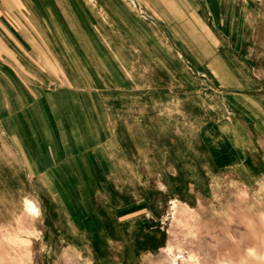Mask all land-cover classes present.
<instances>
[{
	"label": "rangeland",
	"instance_id": "374dc122",
	"mask_svg": "<svg viewBox=\"0 0 264 264\" xmlns=\"http://www.w3.org/2000/svg\"><path fill=\"white\" fill-rule=\"evenodd\" d=\"M231 2L225 20L207 28L194 16L180 32L232 52L204 56L222 70L184 87L185 119L172 81L165 97L145 86L148 73L171 79L164 71H132L137 86L129 71L41 72L37 112L0 122V264H264V0ZM149 88L165 102H146ZM238 102L259 128L244 165L229 167L194 133V112L238 116Z\"/></svg>",
	"mask_w": 264,
	"mask_h": 264
},
{
	"label": "crops",
	"instance_id": "0c3cea01",
	"mask_svg": "<svg viewBox=\"0 0 264 264\" xmlns=\"http://www.w3.org/2000/svg\"><path fill=\"white\" fill-rule=\"evenodd\" d=\"M231 5V0H0V122L8 117L30 118L27 112H37L42 101L41 72L56 65L68 70L73 64L95 73L98 80L107 70L129 71L135 86L132 71L136 69L164 71L165 78L171 74V79H153L148 73L150 83L145 86H157L155 93L167 96L169 83L165 82L172 81L171 86L178 89L176 118L185 119L184 87L196 84V72L222 70L215 66L221 61L218 57L208 62L204 56L232 52L202 46L200 36L198 46H189L180 32L194 16L205 25L225 20L227 11L222 15L219 8ZM44 83L49 102L56 85ZM152 95L153 90L146 89V102H165ZM236 105L242 109L238 116L223 107L214 116L203 108L194 112V133L202 137L208 150L216 142V148L227 152L233 160L224 165L229 167L244 165L243 144L252 142L250 135L259 128L258 111L246 110L239 102ZM176 133L185 134L184 121ZM180 145L185 149L183 142Z\"/></svg>",
	"mask_w": 264,
	"mask_h": 264
},
{
	"label": "bare ground",
	"instance_id": "6f19581e",
	"mask_svg": "<svg viewBox=\"0 0 264 264\" xmlns=\"http://www.w3.org/2000/svg\"><path fill=\"white\" fill-rule=\"evenodd\" d=\"M27 208L32 212H37L38 208L36 207L35 203L31 200H28L26 203Z\"/></svg>",
	"mask_w": 264,
	"mask_h": 264
}]
</instances>
